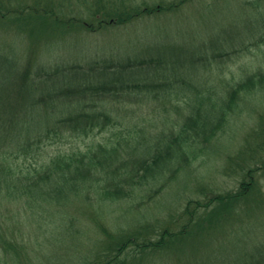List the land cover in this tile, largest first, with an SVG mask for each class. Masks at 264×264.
<instances>
[{"label":"trees","instance_id":"trees-1","mask_svg":"<svg viewBox=\"0 0 264 264\" xmlns=\"http://www.w3.org/2000/svg\"><path fill=\"white\" fill-rule=\"evenodd\" d=\"M1 1L0 20L28 16L25 9L3 12ZM43 1L36 0L28 8L32 11L30 17L62 29L60 13L68 12L55 10L54 0L47 1L46 5ZM81 1L84 4L81 15L87 14L81 18V25L97 31L107 24L133 21L142 14L175 11L188 0L171 2L167 6H141L130 0ZM248 4L251 8L246 9L244 22H235L236 25L224 29L223 34L229 35L228 30L235 28L238 35H244V42L253 38L258 42L264 39V0H250ZM88 17L93 19L88 20ZM204 47L202 40L192 44L190 48L194 50L189 54L188 67L186 59L183 62V57H175L179 48L146 45L144 49L135 48L125 54H99L51 68L40 67L33 77L31 70L25 69L20 76L22 98L14 100L5 95V91L15 82L13 67L16 63L12 56L2 55L5 57L0 58V212L2 201L18 202L21 222L25 220L31 232L36 234L44 223L48 229L63 233L75 220L83 223L85 215L106 230L99 218L102 212L109 210L111 202H130L129 208L135 212H148L151 203L154 206L160 203L163 197L158 196L183 167L205 153L221 133L233 129L237 123L235 119L240 118L248 106L245 103L248 96L264 92V71L261 70L233 83L221 81L215 85L203 79L198 72L201 67L210 66L211 58L218 60L234 55L236 49L224 52L225 48ZM183 93L186 94L184 100ZM141 100L153 102L156 114L136 113L133 107ZM180 103L185 104V111L184 117L178 119L172 113H180ZM173 104L176 112L170 107ZM170 122L171 132L164 127ZM107 131H114L115 138L76 146V149L60 151L50 157L45 152V147L56 142L72 143ZM236 159L230 156L232 163L229 161V164H234L232 171L241 170L242 173L237 191L211 190L208 201L200 203L197 200V205L204 206L205 210L213 203L222 207L234 204L236 208L237 202L253 192L257 187L254 172L264 165L252 168L253 156L249 163L241 156L237 163ZM78 198L84 200V206L77 205ZM160 208L166 209L162 204L154 210ZM195 208L186 207L184 214L188 219L178 230L171 228L172 223L159 224L158 216L154 222L142 223L141 228L123 231L117 239L106 240L101 255L91 262L264 264V239L258 240L261 234L256 248H246L247 242L252 243L251 233L254 235L257 230L254 227L229 229L230 242L207 245L199 240L197 250H189L185 237L198 224L197 206ZM71 211L76 217L69 214ZM57 213L63 214L60 223L52 219ZM228 215H221V219ZM0 216V240L8 242L5 231L11 229L3 228L8 215L2 216L1 212ZM143 218L139 219L140 223ZM20 227L21 224L13 226L14 239L22 236V230L15 232ZM39 235L51 236L48 233ZM201 253L204 255L195 257ZM152 254L164 256L163 261L148 259Z\"/></svg>","mask_w":264,"mask_h":264},{"label":"rangeland","instance_id":"rangeland-1","mask_svg":"<svg viewBox=\"0 0 264 264\" xmlns=\"http://www.w3.org/2000/svg\"><path fill=\"white\" fill-rule=\"evenodd\" d=\"M47 1L50 0H44L43 4L46 5ZM130 1L141 6L158 4L167 6L171 2L178 3L181 0ZM248 1L250 0H188L175 11L160 10L151 14H142L141 17L134 18L133 21L125 24H107L97 31H91L81 25L83 23L81 18L87 16L85 12L81 15L84 8L81 0L52 2L55 10L62 9L63 12H68L64 15L60 13L62 29L30 17L29 13L32 11L28 8L33 6L36 0H2L5 8L2 9L3 12L13 13L22 9L28 12L26 13L28 16L24 18L0 20V58L12 56L16 63L13 67L15 82L10 83L5 95H9L14 100L15 97L23 94L20 88V76L25 69H30L33 77L34 72L40 67L51 68L58 64L84 60L99 54H125L135 48L144 49L146 45H152V48H179L180 52H177L175 57H183V62L186 59L185 64L188 67L189 54L194 50L190 47L201 40L202 44L206 45L204 48H225L224 52L233 51V48H236L234 55H225L218 60L211 58V65L207 68L201 67L198 71L200 75H203V79L215 85L220 84L221 81L233 83L247 74L264 71V39L257 42L258 39L253 38L244 42V35H238L235 28L228 30L229 35L223 34V30L236 25L235 22H244L246 9L251 8ZM70 20L73 23L66 22ZM239 28L242 30V26ZM184 96L186 94L183 93L181 95L183 100ZM248 97L245 101L248 106L241 117L235 119L237 123L233 129L221 133L205 153L191 161L189 166L183 167L182 172L173 179L174 182L171 181L158 196L163 197L160 203L156 206L151 203L149 207L152 208L148 212L139 210L135 212L133 208H129L130 202L124 200L111 202L109 210L102 212L99 218L106 230L101 228L96 220L85 215L83 223L75 220L63 233L48 229L42 223V227L38 228L35 234L28 229L25 220L24 223L21 222L22 213H20L19 203L2 201V216L8 215L3 228L9 227L12 230L14 225L21 224L15 232L17 234L19 230H22L20 232L22 236L14 239L11 230L6 229L5 237L8 242L0 240V264H93L91 260L101 255L106 240L117 239L123 231L141 228L140 225L147 220L154 222L159 216V224L172 223L171 228L178 230L188 219V215L184 214L188 205L193 210L197 206L198 213V224L193 232L185 237L189 243V250L191 249L192 252L197 250L196 242L199 240L200 243L207 245L230 242L232 234L229 233V229L242 227L257 229L254 230V235L251 233L252 243L247 242L249 244L246 245L248 249L256 248L260 234L258 240L264 239V167L254 172L257 187L237 202L236 208L234 204L222 207L219 203H213L205 210L204 206L197 205V200L200 203L208 201L211 190L237 191L242 173L241 170L237 173L232 171L231 167L234 164H229L230 156L237 158L236 163L240 156L246 159L247 163L253 156L252 168L264 165V92L256 96L251 94ZM180 105L181 107L178 108L180 113H172L178 119L184 117L185 111V104L180 103ZM154 106L153 102L141 100L136 102L133 110L141 115L153 116L156 114L153 111ZM170 107L173 111H177L175 104ZM161 109L163 110V106ZM164 127L166 131L171 132L173 126L170 122ZM115 136L114 131H107L72 143L56 142L45 147V152L47 151L50 157L60 151H70L76 149V146L83 147L85 144L114 139ZM225 167H227L226 170ZM83 201L78 198L77 205L84 206ZM162 204L166 209L154 210ZM89 211L90 209H87V212ZM69 214L76 217L73 211ZM226 214L229 215L221 219V215L226 216ZM140 218H143L141 223ZM52 219H58L60 223L63 220V214H54ZM39 233H48L51 236L44 238ZM203 255L201 253L195 257ZM188 257L190 258L191 255ZM162 258L164 256L152 254L148 259L163 261ZM129 263L139 264L136 260H130ZM145 264L151 263L146 261Z\"/></svg>","mask_w":264,"mask_h":264}]
</instances>
